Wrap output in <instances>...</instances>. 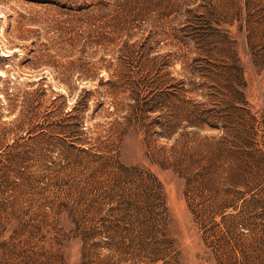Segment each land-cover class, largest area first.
Returning a JSON list of instances; mask_svg holds the SVG:
<instances>
[{
	"label": "rangeland",
	"instance_id": "1",
	"mask_svg": "<svg viewBox=\"0 0 264 264\" xmlns=\"http://www.w3.org/2000/svg\"><path fill=\"white\" fill-rule=\"evenodd\" d=\"M0 264H264V0H0Z\"/></svg>",
	"mask_w": 264,
	"mask_h": 264
}]
</instances>
